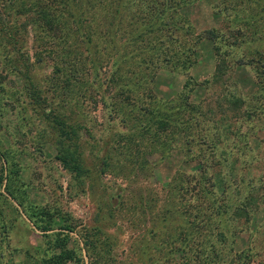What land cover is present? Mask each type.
<instances>
[{
  "label": "rangeland",
  "instance_id": "obj_1",
  "mask_svg": "<svg viewBox=\"0 0 264 264\" xmlns=\"http://www.w3.org/2000/svg\"><path fill=\"white\" fill-rule=\"evenodd\" d=\"M217 1L191 0L188 4L179 1L177 13L183 21L190 23L195 36L201 35L206 30L223 27L222 17L215 6ZM90 11L88 16L91 26L85 30L94 34L98 42L94 50L101 57L109 58L113 51L100 31L104 27H99L103 17L98 10ZM72 30L67 39L59 38L69 47L72 37L74 44L75 29ZM258 50H263V47L253 44L237 48L234 53L257 55ZM39 52L29 48V54L32 56L34 53L30 60L33 66L29 75L32 81L39 84L45 101L41 106L30 104L27 95L18 96L14 89L16 85L23 84L25 79L12 73L4 62L10 75H6L4 88L0 90V264H95L99 255L101 264H156L159 253L155 249V238H168L170 231L173 232L185 221L184 217L178 216L175 220H164V223L153 226L161 206L169 202L168 184L178 172H182L191 176L192 181L202 182L203 190H210L213 183L209 173H203L204 167L197 160L189 158L186 161L184 152L179 148V139L175 142L177 147L170 152L166 148L164 154L157 150L150 151L152 138L143 130H140L139 138L134 136L136 146L132 148L133 156L120 148L112 150L113 146H104L103 142L113 133L120 132L122 126L128 132H135V128L131 127L133 114L129 115L128 126L120 124L119 118L110 121L111 126L109 118L106 119L110 110L105 109L103 100L105 103L110 99L112 101V92L101 99L96 86L103 82V78L101 75L95 77L88 61L86 66L89 74L85 72L82 79L89 85L87 91L73 97L68 92H52V77L58 63L56 58L46 54L35 65L36 53ZM145 60L149 61L148 71L140 68L139 71L143 74V85L147 87H135L138 94L147 90L145 102L142 105L139 100L128 101V105L124 103L128 107L126 110L144 107L152 112L169 113V102L177 98L188 78L193 88L190 97L193 104L218 103L225 95L232 93L245 98L246 106L251 103L264 104V91L258 85L255 63L229 69L227 75L230 81L218 78V84L212 83L217 58L211 40L199 41L195 48V62L187 72L174 71L163 59L148 53ZM103 63L106 62H102V71L107 73L108 66L104 67ZM125 70L127 75H137L141 81L137 68ZM115 80L125 92V82L116 77ZM64 98L66 104L62 107ZM76 103L83 106L85 112H91L90 122L84 124L82 132L94 130L96 139H101L96 153L92 154L89 142L83 138L86 143L85 157L92 173L83 179L82 184H78L75 177L55 158L58 136L57 130H51L54 127L51 121L53 115L63 116L73 112L76 116L77 112L83 113L75 106ZM43 109L49 114L48 119L44 118ZM252 120L241 127L245 144L242 148L240 146L238 152L232 151L231 140L226 141L225 147L222 146L228 155L225 154L221 159L220 171L224 178L221 186L228 196L237 201L241 199L231 195L232 189L243 192L244 188L252 187L261 200L258 203L260 207L253 209L249 228L235 237L228 234V240L234 242L233 253L250 249L254 254L251 264H264V113ZM102 122L104 127L99 125ZM135 123L137 129H141L140 125L145 124L146 120L141 118ZM231 125L240 127L242 124L231 121ZM203 126L208 132L211 121H205ZM46 129H50L48 134ZM137 142L141 152L147 151L143 169L137 167L136 161L130 160V157H134ZM105 153L111 159L110 165L102 171L101 159ZM195 154L197 152L193 151L191 157ZM236 155L240 161L231 168L229 163ZM248 178L251 179L249 186L240 184V180L247 181ZM196 187H199L198 182ZM177 200L179 202V197ZM153 230L157 233L154 236L150 232ZM177 257L181 258L182 254Z\"/></svg>",
  "mask_w": 264,
  "mask_h": 264
},
{
  "label": "trees",
  "instance_id": "obj_2",
  "mask_svg": "<svg viewBox=\"0 0 264 264\" xmlns=\"http://www.w3.org/2000/svg\"><path fill=\"white\" fill-rule=\"evenodd\" d=\"M179 1L188 4L191 0H0V90L4 88L6 75H10L4 67L6 62L5 66H9L12 73L25 79L23 84L16 85L14 89L18 96L21 98L27 95L30 104L34 106L44 104L39 84L32 81L29 75L33 66L30 60L34 55L29 54V48L40 50L36 53L35 65L46 54L56 58L58 66L52 77V92H68L71 97L87 91L89 85L82 79L85 72L89 74L86 66L88 61L95 77L101 75L103 78V82L96 86L101 99L112 92V101L110 99L105 103L103 100L105 109L110 110L109 117L106 118H109L108 122L119 118L120 124L128 126L129 115L133 114L131 127L135 128V132H128L121 125L122 130L109 136L103 142L104 146H113L112 150L120 148L133 156L132 148L136 146L134 136L139 138L140 130H143L152 138L149 143L150 151L157 150L164 154L166 148L170 152L177 147L175 142L179 139V148L184 152L186 161L192 158L200 162L204 167L203 173H209L213 183L210 190H203L202 182L192 181L191 176L182 172L172 178L167 190L169 202L161 206L158 212L160 217L154 219L153 226L168 219L170 222L178 216L184 217L185 221L180 223V227L174 228L173 232L170 231L168 238H155V249L159 253L156 264H251L253 252L246 249L233 253L234 242H229L228 234L235 237L249 228L253 209L260 207L258 203L261 200L252 187L244 188L243 192L232 189L231 195L240 197L239 202L228 196L221 186L224 178L221 177L220 164L222 165V156L228 155L222 146L225 147L226 141L231 140L232 151L238 152L245 144L241 127L264 113V104L260 106L251 103L246 106L245 98H240L235 93L225 95L218 103L212 101L193 104L190 102L193 91L190 78L183 84L177 98L169 102V113L152 112L144 107L126 110L128 107L124 103L128 105V101L139 100L143 105L145 102L147 90L138 94L135 87H147L143 85V74L139 71L149 69V61L145 60L147 53L163 59L174 71L187 72L195 62V48L201 40L213 42L217 58L213 84H218V78L223 79L222 81L230 78L227 75L229 69L255 63L258 85L264 91V0H218L215 6L222 17L224 30L212 28L196 36L190 23L183 21L177 13ZM90 9L93 12L98 10L103 17L99 27H104L100 31L106 36L113 51L109 58L101 57L94 50L98 42L94 34L85 30L91 26L88 16ZM72 29H75L74 44L72 37L69 47L62 40L69 37ZM61 37L62 40L59 39ZM253 44H260L263 50L256 51L257 55H235V49ZM102 62H106L103 63L104 67L108 66L107 73L102 71ZM134 68L138 69L141 81L137 75L125 73V69L133 71ZM115 77L125 82V92ZM94 81L96 83V79ZM4 86L6 88V83ZM61 102L63 107L66 104L65 98ZM75 106L83 113L77 112L76 116L73 112L63 116L53 115L51 121L54 127L51 130H57L58 136L55 158L75 177L78 184H82L83 179L92 173L85 157L86 143L83 138L89 142L92 154L96 153L101 139H96L94 130L82 132L84 124L90 122L91 112H85L78 103ZM43 115L48 119L49 114L44 109ZM141 118H145L146 123L140 125L141 129H137L135 122ZM205 121H211L208 132H205L203 126ZM231 121L241 122L242 125L232 126ZM99 125L102 126L103 122ZM46 130L48 134L50 129ZM138 143L134 149V157H130V160L136 161L137 167L143 169L147 151L141 152ZM193 151L197 154L191 157ZM109 158L111 159L105 153L101 159L102 171L110 165ZM239 161V156L233 158L229 163L230 167ZM240 184L249 186L251 179H242ZM150 232L153 236L157 234L155 230ZM143 252L146 253V250ZM180 254L182 257L178 258ZM99 256L96 257L95 264H101Z\"/></svg>",
  "mask_w": 264,
  "mask_h": 264
}]
</instances>
